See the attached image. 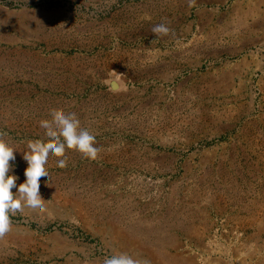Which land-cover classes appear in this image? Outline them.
Returning <instances> with one entry per match:
<instances>
[{"label": "rangeland", "instance_id": "374dc122", "mask_svg": "<svg viewBox=\"0 0 264 264\" xmlns=\"http://www.w3.org/2000/svg\"><path fill=\"white\" fill-rule=\"evenodd\" d=\"M61 112L98 157L54 158L46 210L12 218L0 264H264V0H0L19 187Z\"/></svg>", "mask_w": 264, "mask_h": 264}, {"label": "clouds", "instance_id": "9594fccd", "mask_svg": "<svg viewBox=\"0 0 264 264\" xmlns=\"http://www.w3.org/2000/svg\"><path fill=\"white\" fill-rule=\"evenodd\" d=\"M168 31L163 24L153 28L158 34ZM51 120L52 123L41 125L47 144L32 143L23 155L28 171L22 187L18 186L22 178L14 171L17 150L0 134V238L11 234L13 217L46 210L42 185L48 186L51 180L49 169L54 158L55 166L63 169L68 166V150L81 153L90 160L98 157L100 149L96 146V135L81 126L76 113H53ZM103 264H141V261L121 252L106 256Z\"/></svg>", "mask_w": 264, "mask_h": 264}]
</instances>
